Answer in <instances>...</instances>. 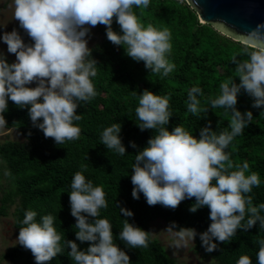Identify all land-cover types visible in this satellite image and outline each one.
<instances>
[{
	"label": "clouds",
	"instance_id": "9594fccd",
	"mask_svg": "<svg viewBox=\"0 0 264 264\" xmlns=\"http://www.w3.org/2000/svg\"><path fill=\"white\" fill-rule=\"evenodd\" d=\"M149 4L150 0H14V19L33 43L26 44L15 28L0 36L7 52L16 57L15 62L9 63L0 51V127L7 125L3 113L11 100L18 108L28 107L33 126L57 145L79 139L81 128L74 121L82 117L77 108L80 102L97 95L91 78L97 76L98 61L88 47L90 30L97 25L106 27L107 39L123 46L127 56L143 61L149 72L167 77L175 69L167 58L172 51V33L151 23L145 26L134 11V7L146 9ZM114 18L120 33L112 28ZM246 40L243 50L231 59L239 83L233 78L222 81L220 94L207 107H201L198 99L202 95L200 87H192L187 94L188 112L195 115L207 113L209 108H223L231 117L227 126L230 131L217 133L212 130L211 121L200 129L199 138L181 125L169 131L165 126L173 115L169 110L170 95L161 96L148 89L138 94L139 106L135 110L140 130H154L155 134L135 155L131 168L133 199L138 200L142 193L149 206L159 204L174 210L185 199L195 198L189 211L195 213L206 206L210 210L209 227L199 234L194 228L181 227L176 235L185 245L199 235L201 246L208 253L218 249L214 241L230 242L238 229L247 232L257 222L264 229V203L254 205L249 195L253 187L260 186V176L250 172L247 161L234 164L226 151L253 120L251 111L241 113L236 108L241 90L252 97L253 108L264 106V24L251 29ZM33 83L35 87H27ZM133 94L137 95L134 91ZM121 127L120 123L106 127L101 143L123 156L126 148L120 137ZM130 146L137 148L135 142H130ZM86 170L87 166L81 165V171L74 174L69 203L78 229L76 239L90 243L80 250L76 242L65 239L64 244L70 248L68 256L74 264H130L129 255L114 242L109 220L98 218L108 204L103 188L86 180ZM4 174L11 176L8 170ZM119 209L124 217L133 216L131 210ZM36 217L35 211L25 212L17 241L31 251L36 264H46L62 254L63 237L54 226L57 217L47 214L39 221ZM176 227L172 222L167 231ZM150 233L124 219L118 239L132 249L147 248ZM257 243V264H264V239ZM237 264H252V259L241 255Z\"/></svg>",
	"mask_w": 264,
	"mask_h": 264
},
{
	"label": "trees",
	"instance_id": "16d2710c",
	"mask_svg": "<svg viewBox=\"0 0 264 264\" xmlns=\"http://www.w3.org/2000/svg\"><path fill=\"white\" fill-rule=\"evenodd\" d=\"M134 11L145 26L151 23L158 29L168 28L171 31L172 51L167 58L175 64V69L167 77L161 78V75L149 72L143 61L137 62L127 56L123 46H116L107 39L106 27L97 25L95 29L101 41L92 48V57L98 61V72L91 78L97 95L88 102H80L77 108V114L82 117L74 121L81 128L79 139L57 145L53 138H45L44 133L33 126L28 107L18 108L11 100L8 101V110L3 113L7 125L1 128L17 130L25 141L0 143V180L5 179L8 183L0 198V216H7L8 210L14 207L13 225L18 233L23 226L20 221L28 210L37 212V221L47 214L57 217L54 226L63 237V252L46 264H74L68 256L70 248L64 244L65 239L76 242L80 250L89 246L90 242L81 243L76 239L78 229L74 226L76 220L71 215L69 203L72 178L81 171V165L87 166L83 172L86 180H91L94 186L102 187L105 192L108 207L100 210L98 218L109 220L114 242L129 255L130 264L174 262L151 235L147 248L132 249L120 241L118 236L124 219L149 232L150 224L158 219L168 225L175 222L176 231L181 227L194 228L198 234L206 231L211 223L210 210L206 206L195 213L189 211L195 198L185 199L174 210L159 204L149 206L142 193L138 200L133 199L131 168L135 155L147 146L148 139L155 134L154 130L141 131L137 126L140 123L135 111L139 106L138 94L148 89L161 96L170 95L169 110L173 115L165 126L169 131L181 125L199 138L200 129L209 121L212 130L217 133L226 130L230 114L226 115L223 108H209L207 113L194 115L187 110V94L192 87H200L202 95H198V99L201 107H207L209 101L220 94L219 84L222 81L233 78L239 83L234 71L236 65L231 59L243 50L245 44L223 34L211 24L200 23L196 11L186 1L150 0L148 8L134 7ZM112 28L120 33L115 18ZM252 103V97L242 89L236 108L241 113L251 111L253 120L242 135L234 138L226 151L230 152L234 164L247 161L250 172L259 174L260 186L253 187L249 193L253 204L258 205L264 203V106L253 108ZM113 123L122 125L120 137L126 148L123 156L101 143V133ZM130 142H135L137 148L131 147ZM6 170L11 172V176H5ZM118 205L131 210L133 216L124 217ZM260 239H264V229H260L257 222L247 232L238 229L230 242L214 241L218 243V249L211 253L204 250L197 235L194 251L204 258L212 257L217 264H237L241 255H249L252 264H257V241ZM3 258L21 264H36L31 251L21 245L9 250Z\"/></svg>",
	"mask_w": 264,
	"mask_h": 264
},
{
	"label": "rangeland",
	"instance_id": "374dc122",
	"mask_svg": "<svg viewBox=\"0 0 264 264\" xmlns=\"http://www.w3.org/2000/svg\"><path fill=\"white\" fill-rule=\"evenodd\" d=\"M14 0H0V36L4 32H11L14 28L20 33L26 44L33 43L28 39L27 34L23 29L19 28V22L14 19ZM101 41V36L94 28H91L88 47L92 49ZM0 51L12 63L15 62L14 54L7 52V45L0 40ZM28 87H35L36 84L27 85ZM5 141L24 142L25 139L17 130H5L0 127V143ZM8 183L5 179L0 180V198L4 194ZM14 207L8 210L7 216H0V264H21L19 261L11 262L9 259H4L3 256L11 249L18 246L17 237L18 231L14 228V219L12 217ZM168 224L158 219L150 224V235L165 249L167 255L172 259L174 264H217L212 257L204 258L201 254L194 251L195 241L187 240L180 241L176 235V230L172 232L167 231ZM180 244V247L176 245Z\"/></svg>",
	"mask_w": 264,
	"mask_h": 264
},
{
	"label": "water",
	"instance_id": "95a60500",
	"mask_svg": "<svg viewBox=\"0 0 264 264\" xmlns=\"http://www.w3.org/2000/svg\"><path fill=\"white\" fill-rule=\"evenodd\" d=\"M202 24H211L223 34L247 44L246 35L264 24V0H185Z\"/></svg>",
	"mask_w": 264,
	"mask_h": 264
},
{
	"label": "built area",
	"instance_id": "2783aa9c",
	"mask_svg": "<svg viewBox=\"0 0 264 264\" xmlns=\"http://www.w3.org/2000/svg\"><path fill=\"white\" fill-rule=\"evenodd\" d=\"M178 1L182 2V0H178Z\"/></svg>",
	"mask_w": 264,
	"mask_h": 264
}]
</instances>
